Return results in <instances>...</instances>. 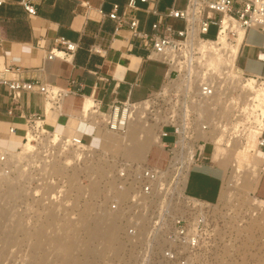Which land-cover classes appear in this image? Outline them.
Instances as JSON below:
<instances>
[{
    "label": "built area",
    "instance_id": "1",
    "mask_svg": "<svg viewBox=\"0 0 264 264\" xmlns=\"http://www.w3.org/2000/svg\"><path fill=\"white\" fill-rule=\"evenodd\" d=\"M44 1L19 0V4L35 16ZM123 1L122 9L113 3L109 12L99 8L98 14L115 23V35L128 31L148 51V58L166 65L164 82L142 102L104 107L91 99L92 115L83 121L94 125L95 134H124L135 121L149 124L157 131L156 145L168 158L164 165L120 160L111 169L104 183L102 208L113 216L110 219L119 221L121 231L119 256L106 264H264V200L251 192L244 198L233 192L224 198L220 193L216 201L209 202L186 191L192 169L208 159L206 146L217 135L232 133L236 124L257 131V146L264 147V115L252 92L241 87L248 83L264 86V77L238 67L247 32L254 29L264 36V0H187L183 8L173 0L163 11L158 9L160 0ZM5 3L0 0V6ZM138 11L156 16L150 31L140 29ZM176 21L183 27L175 28ZM55 43L61 48L48 51L45 59L73 57L76 43L64 37H57ZM90 52L101 54L103 50L95 44ZM257 59L264 61V43ZM19 71L11 64L0 70V82L13 100L23 92H33L43 95L51 109L60 110L64 98L76 92L72 87L5 77ZM237 90L248 93L242 99L233 95ZM237 117L243 119L237 121ZM44 121L38 114L26 118L23 143L31 132L34 156L87 145L82 131L70 135L44 131ZM13 132L11 127L9 133ZM96 151L94 147L87 153ZM7 152L0 148V173L6 170Z\"/></svg>",
    "mask_w": 264,
    "mask_h": 264
},
{
    "label": "crops",
    "instance_id": "2",
    "mask_svg": "<svg viewBox=\"0 0 264 264\" xmlns=\"http://www.w3.org/2000/svg\"><path fill=\"white\" fill-rule=\"evenodd\" d=\"M161 2L158 4L159 10ZM113 3H118L122 9L124 1L45 0L35 16L28 15L19 0H6L0 6V70L4 64L20 68L18 73H9L5 77L45 82L64 89L72 87L76 91L64 98L60 110H53L41 94L23 92L18 100H13L7 86L0 82V148L10 151L20 148L29 114L44 116V127L50 132L70 135L76 130L82 131L85 143L91 144L96 138L80 120V108L85 99H96L104 107L115 102H142L161 88L166 65L148 58V51L128 31L122 30L115 35V23L98 14L99 8L109 12ZM136 16L140 20V29L150 31L156 16L147 15L144 11L136 12ZM249 32L238 59V67L247 74L264 77V61L257 59L264 36L255 31L261 35V41L249 42ZM57 37L77 44L70 60L45 59L48 51L61 48L55 43ZM95 44L103 53L90 52ZM11 127L14 128L13 133H9ZM253 149L257 155L250 161L249 153ZM148 154L146 161L150 159ZM235 154L257 168L249 192L264 200V147L257 146L255 149L248 141ZM206 156L208 159L202 166L192 169L200 171L203 192L198 195L188 193L192 171L186 191L191 196L214 202L222 194L226 169L212 159L210 152Z\"/></svg>",
    "mask_w": 264,
    "mask_h": 264
},
{
    "label": "rangeland",
    "instance_id": "3",
    "mask_svg": "<svg viewBox=\"0 0 264 264\" xmlns=\"http://www.w3.org/2000/svg\"><path fill=\"white\" fill-rule=\"evenodd\" d=\"M186 1L178 0L177 6L183 8ZM172 2L173 0H162L160 10H164ZM173 26L182 28L183 24L176 21ZM255 31L250 30L247 39L249 42L261 41V35ZM213 35L214 29L209 36ZM246 93L248 92L237 90L233 95L238 94L243 99ZM241 118L237 117V121ZM141 124L145 128L141 135L149 134L153 143L149 162L164 165L168 153L161 152L156 145V129L149 124ZM82 125L89 127L88 131L94 133L92 125H86L85 122ZM245 127L241 128L240 136L234 138V144L238 148H244L250 141L257 149L259 134L249 126ZM43 130H46L44 126ZM95 135L96 139L89 146L92 147L90 150L95 147L99 151L92 155L87 153L90 150L86 145L84 149H69L64 152L59 150L48 156L40 153L34 156L32 153L33 159H23L21 164L20 161L15 165L5 164L6 170L0 173V264H106L108 259L118 258L117 239L121 224L118 220L110 219L113 216H108L102 208L104 183L111 175L116 161L141 163L147 157L141 161L132 159L122 145L103 149L98 139L99 132ZM167 140L170 141L171 138ZM19 150L20 148L14 152ZM205 152H210L212 159L226 169L221 192L230 177L251 178L252 168L240 170L242 172L233 171L231 164L234 155L236 156L233 146L220 147L210 143ZM76 154H79L78 159ZM256 155L254 149L250 151V161ZM68 160H71L69 164L66 163ZM200 178V171L193 170L188 193L198 195L203 192ZM249 188V184L244 188L239 183L232 193L244 198L251 195ZM12 210L15 213H11ZM109 225L115 227V238L112 243L107 244L103 241V232Z\"/></svg>",
    "mask_w": 264,
    "mask_h": 264
},
{
    "label": "bare ground",
    "instance_id": "4",
    "mask_svg": "<svg viewBox=\"0 0 264 264\" xmlns=\"http://www.w3.org/2000/svg\"><path fill=\"white\" fill-rule=\"evenodd\" d=\"M241 87L243 89H248L252 92L253 100L255 102H257V107L260 108L262 114L264 115V86H253L252 83H248V84L241 85ZM92 106H93V104H92L91 99H85L82 102L81 108H80L81 109L80 110V113H81L80 114V116H81L80 120L81 121H83L85 119L87 120V118L90 116V114L92 115V112H93ZM90 125H92V127L94 129V125L91 123H90ZM261 127H262V129L264 128V122L262 123ZM143 129L145 130V128H143V125L140 123V121H135V122L130 124V126H129V128L125 134L114 135L113 133L104 132V133L100 134L98 139H99V142H100L101 147L103 149H106V148L108 149L111 147L117 148L118 146L121 147V145H122V146H125V151L127 152V154L129 155L130 158L141 161V160L146 159L147 154L151 151V149L153 147V143L151 141L150 135L149 134H146L145 136L141 135V133L145 132V131H143ZM228 132L229 131H227V133H222L220 135H217V137L213 139L212 144H214L216 146H220V147L221 146H225V147H232L233 146V149L235 150V153H236L238 147L236 144H234V141H235L234 138H237L238 135L241 133L240 124L238 123L232 128V133H228ZM255 132H257V131H255ZM230 134H232V135H230ZM93 136L96 137L95 134ZM141 136H143V137L141 138ZM32 137H33V135L31 134V132H29L28 136H27L28 142L22 143V145L20 146V150L18 152L10 151L7 149L8 155H7V160H6L5 164H11V163L13 164L14 163V165H15V163H17V162L19 163V161L21 164V160L23 161V159L26 160L29 157H31L32 152H33V145L31 143ZM127 139H128V143H127ZM87 146L89 147V150L92 149V147L89 146L88 144H87ZM78 158H79V154H76V159H78ZM28 161H30V160H28ZM70 162H71V160L66 161V163H68V164ZM231 167L233 168V171H239V172H242V171H240L242 169L243 170H246V169L251 170V168H252V170H254V171L257 170V168L254 166L253 163H251L248 160H245L242 157L237 156V155L236 156L234 155ZM252 170L250 171L251 172V178L249 177V179H246V178L242 179L241 176L230 177L226 186H224V188H223L221 198H224L225 196H227L229 194L231 195V193L233 192V189H235V187L239 183L242 184L244 186V188L247 187L248 184L250 186L251 181L254 179V177L257 174L254 171H253L254 172L253 173ZM114 231H115V227H113V225H109L107 227V229L103 232V241L106 242L107 244L112 243V240L115 238V237H113Z\"/></svg>",
    "mask_w": 264,
    "mask_h": 264
}]
</instances>
